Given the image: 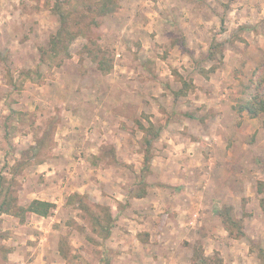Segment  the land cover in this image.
<instances>
[{"label": "rangeland", "instance_id": "374dc122", "mask_svg": "<svg viewBox=\"0 0 264 264\" xmlns=\"http://www.w3.org/2000/svg\"><path fill=\"white\" fill-rule=\"evenodd\" d=\"M55 1L0 0V171L21 204H56L0 214V264H263L264 113L239 107L264 65V0H119L52 66Z\"/></svg>", "mask_w": 264, "mask_h": 264}, {"label": "trees", "instance_id": "16d2710c", "mask_svg": "<svg viewBox=\"0 0 264 264\" xmlns=\"http://www.w3.org/2000/svg\"><path fill=\"white\" fill-rule=\"evenodd\" d=\"M119 7V0H56L53 11L58 15L60 24L52 33L48 45L40 49L41 62L53 66L56 60H59L57 64H60V61L71 57L69 46L80 35L88 36V39L95 42L98 38L94 31L101 24L102 18L116 12ZM213 56L214 47L211 46L209 57L213 58ZM95 59L103 73H108L111 70L112 63L109 57L98 59L95 56ZM217 69L216 65H212L210 72H215ZM25 74L29 77L31 71ZM252 84L254 90L246 97L244 104L239 107V111L246 110L252 117H258L264 113V65L263 68L255 69ZM181 93L185 94L186 92L181 91ZM146 130L148 133H152L155 138L159 136V130L154 123H151ZM15 192V177L7 180V176L0 171V214L13 215L22 223H26L33 214L47 217L56 206L54 202L42 199H34L27 205L21 204ZM82 205L86 208L88 206L87 204ZM88 209L90 210L89 207ZM221 216L231 237L242 238L245 236L244 221L236 217L233 205L223 206ZM108 217L110 218V215ZM95 219L98 222H104V219L102 218V220L99 216H95ZM105 230L109 232V226H105ZM259 252L264 257V248H260ZM192 261L193 264H223V259L219 255L208 256L202 252L194 254Z\"/></svg>", "mask_w": 264, "mask_h": 264}, {"label": "crops", "instance_id": "0c3cea01", "mask_svg": "<svg viewBox=\"0 0 264 264\" xmlns=\"http://www.w3.org/2000/svg\"><path fill=\"white\" fill-rule=\"evenodd\" d=\"M150 196V194L148 193L145 197H138V198H136L139 202L140 201H142V200H144V199H146V198H148ZM164 259V258H163ZM168 261H170V259L168 260ZM176 264V263H175ZM184 264V263H183ZM186 264V263H185Z\"/></svg>", "mask_w": 264, "mask_h": 264}]
</instances>
